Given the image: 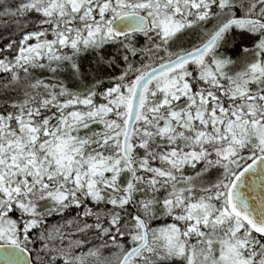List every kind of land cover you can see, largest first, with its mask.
<instances>
[{
    "label": "snow or ice",
    "instance_id": "1",
    "mask_svg": "<svg viewBox=\"0 0 264 264\" xmlns=\"http://www.w3.org/2000/svg\"><path fill=\"white\" fill-rule=\"evenodd\" d=\"M0 264H264V0H0Z\"/></svg>",
    "mask_w": 264,
    "mask_h": 264
}]
</instances>
